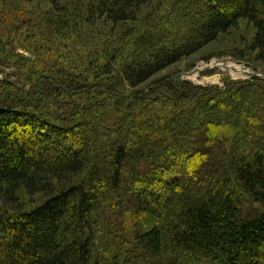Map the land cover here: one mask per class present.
Here are the masks:
<instances>
[{
  "label": "trees",
  "instance_id": "1",
  "mask_svg": "<svg viewBox=\"0 0 264 264\" xmlns=\"http://www.w3.org/2000/svg\"><path fill=\"white\" fill-rule=\"evenodd\" d=\"M38 1L88 52L0 80V264H264V80L162 74L241 21L264 64V0Z\"/></svg>",
  "mask_w": 264,
  "mask_h": 264
},
{
  "label": "rangeland",
  "instance_id": "2",
  "mask_svg": "<svg viewBox=\"0 0 264 264\" xmlns=\"http://www.w3.org/2000/svg\"><path fill=\"white\" fill-rule=\"evenodd\" d=\"M49 7V4L39 2L38 0L30 3L24 0H0V35H3L6 41L9 37L11 41V45L7 44L6 48H2L0 45V57L3 51L7 56V61L5 60L4 63L0 62V80L8 79L28 90L36 83V76L39 73L46 70L47 72H51L54 67H58L56 62L64 60L75 64L79 59L76 56L78 53H82L84 57H87L88 51L83 48L82 42H80L81 38L78 37L77 39V35H74L70 31L69 33H64L63 36L38 34L37 23L44 27L47 25V20L49 19L47 17L49 15L45 19L42 16L48 13ZM168 10L169 3H163L161 12L167 13ZM144 24L145 18L141 22L130 24L128 28L124 29L126 31L122 30L123 32H120H131L132 37L126 39V41L132 40L137 37V34L143 29L142 26ZM118 32L119 29L113 34L108 32L109 36L97 35L93 44H91L92 49L95 50L96 46L101 47L102 42L112 44L114 47L118 46ZM253 34V26L246 21H241L237 28L222 35L216 42L203 47L196 54L184 57L179 63L163 71L162 74L173 77L178 81L189 80L194 84L217 85L220 88L224 87L226 81H241L253 77H259L264 80V64L249 62L247 59L250 57L247 54L245 57H240L245 52L248 53ZM94 50L93 55L95 53ZM71 55H73L74 61L70 59ZM10 63L16 64L13 66ZM229 63L243 65L248 71L247 73L238 74L239 71L243 70L231 67L228 65ZM213 64H220L222 67L213 66ZM19 65L22 66L21 71L23 72L22 74L20 73V76L17 73H13ZM199 68L202 71L199 70V73H194ZM193 74L196 75L194 76ZM150 86L152 87L154 84H150ZM151 87L148 88L150 89ZM97 111L99 112V108ZM192 159L189 158V161L185 162L186 169H188L187 166L192 165ZM175 164L178 163H174L172 169L180 168L176 167ZM152 187H156L157 191L162 190L161 183H153ZM129 205H131V208L137 209L133 198H131ZM144 219L142 218V220Z\"/></svg>",
  "mask_w": 264,
  "mask_h": 264
},
{
  "label": "bare ground",
  "instance_id": "3",
  "mask_svg": "<svg viewBox=\"0 0 264 264\" xmlns=\"http://www.w3.org/2000/svg\"><path fill=\"white\" fill-rule=\"evenodd\" d=\"M214 65H217V66L222 67L220 64H213V66H214ZM228 65L231 66V67H235V68H239V69L243 70V71H239V73H247V71H248L247 69H245V67H244L243 65H240V64L229 63ZM199 70H201V69H200V68L197 69V71H195L194 73H196V72L199 73ZM245 70H246V71H245ZM196 74H197V73H196ZM196 74H193V75L195 76Z\"/></svg>",
  "mask_w": 264,
  "mask_h": 264
},
{
  "label": "water",
  "instance_id": "4",
  "mask_svg": "<svg viewBox=\"0 0 264 264\" xmlns=\"http://www.w3.org/2000/svg\"><path fill=\"white\" fill-rule=\"evenodd\" d=\"M200 71H202V70H200Z\"/></svg>",
  "mask_w": 264,
  "mask_h": 264
}]
</instances>
